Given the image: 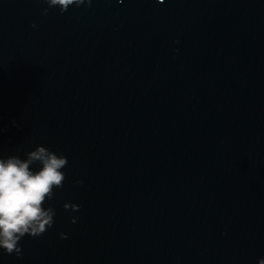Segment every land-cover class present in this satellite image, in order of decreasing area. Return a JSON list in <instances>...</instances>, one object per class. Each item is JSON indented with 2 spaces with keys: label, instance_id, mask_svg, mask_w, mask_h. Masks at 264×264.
Masks as SVG:
<instances>
[{
  "label": "water",
  "instance_id": "95a60500",
  "mask_svg": "<svg viewBox=\"0 0 264 264\" xmlns=\"http://www.w3.org/2000/svg\"><path fill=\"white\" fill-rule=\"evenodd\" d=\"M46 7L0 0V158L44 146L66 179L0 264H258L264 0Z\"/></svg>",
  "mask_w": 264,
  "mask_h": 264
},
{
  "label": "clouds",
  "instance_id": "9594fccd",
  "mask_svg": "<svg viewBox=\"0 0 264 264\" xmlns=\"http://www.w3.org/2000/svg\"><path fill=\"white\" fill-rule=\"evenodd\" d=\"M47 5L42 14L47 16L49 9L58 8L61 14L70 6L91 7L93 0H40ZM163 2V0H161ZM32 27H36L33 23ZM178 43V41H177ZM15 121L13 124L15 125ZM25 159L12 155L0 158V249L6 255L22 259L20 241L25 235L33 238L44 234L54 224L56 215L53 207L43 205L54 198V189H62L66 179L62 171L68 159L64 155L50 151L44 146H37L29 151ZM39 164L38 170L32 166ZM82 184L83 181H76ZM65 210L79 211L77 204L65 203ZM78 217H71L75 224ZM61 239H67V234L60 233ZM264 264V258L258 260Z\"/></svg>",
  "mask_w": 264,
  "mask_h": 264
}]
</instances>
